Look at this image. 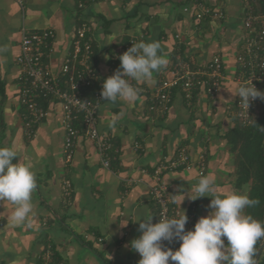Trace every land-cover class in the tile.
Returning a JSON list of instances; mask_svg holds the SVG:
<instances>
[{"label": "crops", "instance_id": "1", "mask_svg": "<svg viewBox=\"0 0 264 264\" xmlns=\"http://www.w3.org/2000/svg\"><path fill=\"white\" fill-rule=\"evenodd\" d=\"M245 6V0H0V147L17 151L14 163L31 160L37 184L32 193L35 214L22 225L10 220L15 206L0 200V264H36L45 244L54 248L59 264H138L141 257L130 247L141 235L136 222L152 218L154 224L157 216L150 198L152 170L179 151L193 162L202 155L203 176L214 181L208 197L192 200L201 177L196 169L162 176L172 208L186 215L195 207L193 227L212 211V198L235 190L234 156L222 136L234 125L237 88L231 78ZM203 8L221 10L224 18L198 20ZM81 26L90 32L101 77L114 73L112 59L121 56L126 40L157 41L159 53L169 61L154 73V84L130 80L140 89L135 101L101 100L96 129L111 139L117 155L108 169L95 143L83 136L75 142L72 159H65L57 103L49 104V116L31 139L24 132L16 66L22 30L53 32L48 65L58 74ZM179 46L190 65L220 55L229 80L214 99L200 89L190 107L183 93L175 91L166 113L152 112V95L162 80L172 77L174 63L179 64L180 57L174 55ZM65 181L70 185L69 202L62 194Z\"/></svg>", "mask_w": 264, "mask_h": 264}, {"label": "built area", "instance_id": "2", "mask_svg": "<svg viewBox=\"0 0 264 264\" xmlns=\"http://www.w3.org/2000/svg\"><path fill=\"white\" fill-rule=\"evenodd\" d=\"M211 18L221 21V10L203 8L196 18ZM258 27H252V20L246 19L244 23L243 37L235 55L236 69L231 81L236 88L251 80L252 84L261 92H264V18H254ZM88 27L81 26L77 29L72 42L69 55L64 59L58 74H54L48 65L50 46L54 34L50 30L26 31L22 30L19 55L16 58V66L19 70L17 82L19 85V103L22 108V120L24 132L28 139L34 136L36 127L49 116L48 109L39 105V100H47L49 103H57L61 112L63 126V153L65 159L70 161L73 156L76 140L83 136L96 145L102 159L104 168H109V152L112 149L111 139L100 135L96 129L97 111L101 103V90L103 80L95 67L91 64V44L85 40ZM134 44L130 41L122 46V55ZM118 56L112 59V71H116L115 62ZM224 63L220 55H214L202 65L191 67L186 63H179L171 78H165L160 82L150 100L149 110L152 112L166 113L172 101V90L179 89L183 93L187 106L190 104L194 89H203L204 93L214 99L228 77L224 72ZM61 78L63 82L61 83ZM96 86L92 99H86L84 91ZM264 106V100L256 99L250 102L248 109L240 103L239 97L233 102L232 116L242 125H249L260 113ZM79 123V128L75 124ZM135 149L139 145L135 144ZM196 169L199 176L205 172L204 157L200 155L195 162L190 156L179 151L173 159L163 161L152 170V179L155 185L150 188V198L157 207V216L154 222L160 219L179 218L182 215L171 207V201L167 187L162 182L164 173ZM62 194L65 201L69 202L70 185L65 181L62 185ZM195 207L187 212L185 231L192 230L195 221ZM162 244L177 250L180 242L174 239L171 242L162 241ZM50 252L43 256L44 264L49 263ZM169 264L174 262L169 261Z\"/></svg>", "mask_w": 264, "mask_h": 264}, {"label": "clouds", "instance_id": "3", "mask_svg": "<svg viewBox=\"0 0 264 264\" xmlns=\"http://www.w3.org/2000/svg\"><path fill=\"white\" fill-rule=\"evenodd\" d=\"M159 49L157 41L131 44L118 57L120 67L103 80L101 99L113 103L118 99L135 101L140 89L130 80L154 84V73L169 63ZM236 95L246 109L251 101L264 100V92L251 80L240 84ZM17 155L12 147H0V200L10 201L15 206L10 220L13 225H22L35 214L32 193L37 184L31 160L14 163ZM194 191L198 195L192 200L208 197L214 191V181L201 176ZM258 203L247 193L235 190L216 196L209 204L212 211L199 218L189 231H185L187 216L184 213L178 219L164 218L155 224L152 218L138 221L141 235L130 242V247L141 257L138 264H169V261L174 264H256V245L264 239V222L245 214L244 210ZM174 239L180 242L175 251L162 244V241Z\"/></svg>", "mask_w": 264, "mask_h": 264}, {"label": "trees", "instance_id": "4", "mask_svg": "<svg viewBox=\"0 0 264 264\" xmlns=\"http://www.w3.org/2000/svg\"><path fill=\"white\" fill-rule=\"evenodd\" d=\"M245 1L246 6L244 8V23L246 19H251L252 27L256 28L258 27V23L257 21L253 20L254 18H264V0ZM90 36V32L88 31L85 33L84 39L90 41L92 51L90 61L92 66L95 67L96 49ZM123 43L126 45L129 42L126 40ZM174 55H178L180 57L179 63L189 64L184 56V47L179 46ZM177 65L178 64H176L175 62V71L177 69ZM190 66L194 67V65ZM119 67L120 60L118 59L115 62V68L118 69ZM63 80L64 79L61 78V83L63 82ZM96 90V86L85 90L83 93L86 99H92L93 94ZM198 90L200 89H194L193 96L188 106H192L196 92ZM175 91H179V89L172 90V93ZM38 102L39 105L44 109H48L50 104L49 101L39 100ZM75 125L77 128H79V123ZM222 139L225 142V147L228 149V152L234 156V189L239 192L247 187L246 193L248 194L249 198L259 201L257 205L245 208V214L251 215L258 221L264 222V106L261 108L258 116L249 125L244 126L234 118L233 127L224 133ZM115 151V147H112L109 152L110 166L115 163V158L117 157ZM263 242L264 239H261L257 242L256 253ZM48 251L50 252V259L48 264L60 263V259L54 248L45 244L44 250L38 257L36 264H44L43 256ZM256 264H264V247Z\"/></svg>", "mask_w": 264, "mask_h": 264}, {"label": "water", "instance_id": "5", "mask_svg": "<svg viewBox=\"0 0 264 264\" xmlns=\"http://www.w3.org/2000/svg\"><path fill=\"white\" fill-rule=\"evenodd\" d=\"M263 247H264V242L262 243V245L260 246V248L257 251L256 257H255L256 263L258 262V259H259V256L261 254Z\"/></svg>", "mask_w": 264, "mask_h": 264}, {"label": "rangeland", "instance_id": "6", "mask_svg": "<svg viewBox=\"0 0 264 264\" xmlns=\"http://www.w3.org/2000/svg\"><path fill=\"white\" fill-rule=\"evenodd\" d=\"M242 191H244L243 193H246V191H247V187H246V188H244Z\"/></svg>", "mask_w": 264, "mask_h": 264}]
</instances>
